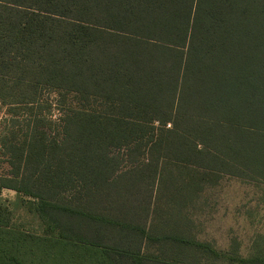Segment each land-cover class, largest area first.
<instances>
[{
  "label": "trees",
  "instance_id": "trees-1",
  "mask_svg": "<svg viewBox=\"0 0 264 264\" xmlns=\"http://www.w3.org/2000/svg\"><path fill=\"white\" fill-rule=\"evenodd\" d=\"M44 90L81 107L50 119ZM0 105V190L55 240L98 264H264L184 218L224 176L264 186V0H0ZM35 240L0 216V264Z\"/></svg>",
  "mask_w": 264,
  "mask_h": 264
},
{
  "label": "rangeland",
  "instance_id": "rangeland-1",
  "mask_svg": "<svg viewBox=\"0 0 264 264\" xmlns=\"http://www.w3.org/2000/svg\"><path fill=\"white\" fill-rule=\"evenodd\" d=\"M40 99L47 107L44 113L56 121L69 109L81 107L80 101L73 93L58 96L56 91L44 90ZM5 117H8L7 106L0 105V121ZM114 153H118V150ZM124 153L123 149L119 151V155L124 157L122 165H129ZM6 169L4 163L0 164V173ZM18 199L14 190H0V216L6 221L7 228L26 230L38 237V240L33 242L35 244H32L33 248L27 246L24 257L33 264H98L100 257L95 248L55 240L58 238L57 231H48V222L35 212L29 211ZM184 212V218L190 220L186 223H190L192 232L194 231L198 238L210 241L219 250L238 246L241 255L245 256L252 243H264L262 184L224 176L216 186L205 187L192 206L185 208ZM163 217L154 220L162 226L165 222ZM219 264L231 263L221 261Z\"/></svg>",
  "mask_w": 264,
  "mask_h": 264
}]
</instances>
